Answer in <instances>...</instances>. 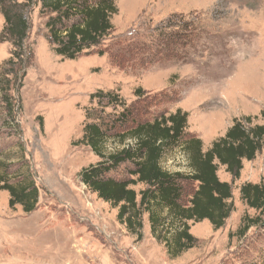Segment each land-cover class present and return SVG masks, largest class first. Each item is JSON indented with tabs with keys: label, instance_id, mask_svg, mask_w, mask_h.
Wrapping results in <instances>:
<instances>
[{
	"label": "rangeland",
	"instance_id": "374dc122",
	"mask_svg": "<svg viewBox=\"0 0 264 264\" xmlns=\"http://www.w3.org/2000/svg\"><path fill=\"white\" fill-rule=\"evenodd\" d=\"M35 2L28 12L24 62L9 68L18 75L14 97L22 108L20 134L0 110V160L14 163V171L30 167L40 198L37 209L26 214L21 206L11 209L9 194L0 192V264L256 263L264 253V229H252L242 240H230L229 234L244 213L256 214L241 201L240 188L264 182V150L244 162L238 180L219 167L220 180L233 187L234 212L219 231L208 221L190 223L199 242L172 259L153 238L148 215L138 242L118 222V210L81 182L82 169L99 160L80 141L91 96L98 91L117 92L128 105L138 103L148 117L187 112V136L201 139L205 151L235 119L260 117L264 0H118L111 34L99 47L65 62L52 52L47 18ZM3 26L0 13V32ZM28 47L33 57L26 62ZM11 53L9 43L0 44V69ZM137 89L143 91L140 100ZM161 163L169 172H188L181 149L168 152ZM130 169L122 165L111 175L128 179ZM132 188L139 193L144 186Z\"/></svg>",
	"mask_w": 264,
	"mask_h": 264
},
{
	"label": "trees",
	"instance_id": "16d2710c",
	"mask_svg": "<svg viewBox=\"0 0 264 264\" xmlns=\"http://www.w3.org/2000/svg\"><path fill=\"white\" fill-rule=\"evenodd\" d=\"M117 1L36 0L33 4L39 5L40 13L47 18L46 39L52 52L65 62L76 61L111 34L112 19L119 12ZM31 5L32 0H0L4 18L0 44L12 46L10 59L0 69V110L10 116L18 134L17 114L22 110L14 97L15 90L19 93L18 75L9 68L24 62ZM28 48L30 57L25 60L33 57ZM135 96L142 99V89H137ZM91 100L97 107L87 109L80 144L88 147L99 161L82 169L79 177L87 189L118 210V222L138 242L143 239L145 215L153 238L164 245L172 259L197 246L199 241L191 234L190 223L208 221L214 231L225 227L235 207L233 187L220 180L219 167L238 180L244 162L255 160L264 150V110L260 117L235 119L225 135L205 151L201 139L187 136L189 114L181 109L170 115L148 117L138 103L128 105L115 91H98ZM107 109L111 111L106 112ZM1 116L0 113V120ZM40 126L44 128L43 122ZM175 149H181L185 156L187 173L169 172L162 167L165 155ZM21 159L27 164L24 154ZM122 165L132 166L128 179L111 175ZM15 167L14 163L0 160V192L9 194L11 209L21 206L30 214L37 209L40 191L30 167L26 172L21 168L14 171ZM139 184L144 188L136 193L132 187ZM240 198L256 214L244 213L237 230L229 234L230 240H242L252 229H264V182L243 184ZM254 264H264V253Z\"/></svg>",
	"mask_w": 264,
	"mask_h": 264
}]
</instances>
